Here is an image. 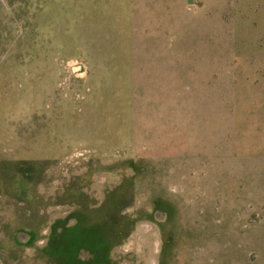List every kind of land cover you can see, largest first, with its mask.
Returning <instances> with one entry per match:
<instances>
[{"label":"rangeland","instance_id":"1","mask_svg":"<svg viewBox=\"0 0 264 264\" xmlns=\"http://www.w3.org/2000/svg\"><path fill=\"white\" fill-rule=\"evenodd\" d=\"M78 217L108 264H264V0H0V264H74Z\"/></svg>","mask_w":264,"mask_h":264},{"label":"trees","instance_id":"2","mask_svg":"<svg viewBox=\"0 0 264 264\" xmlns=\"http://www.w3.org/2000/svg\"><path fill=\"white\" fill-rule=\"evenodd\" d=\"M83 222L78 217V226L75 228L68 227L59 232L55 227L48 251L64 258L69 257L74 264H108L111 244L103 240L86 241ZM76 245L78 250L73 251ZM82 252L87 253L86 259L82 258Z\"/></svg>","mask_w":264,"mask_h":264}]
</instances>
